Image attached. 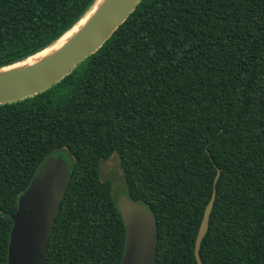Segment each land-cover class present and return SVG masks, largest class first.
Listing matches in <instances>:
<instances>
[{
    "label": "trees",
    "instance_id": "trees-1",
    "mask_svg": "<svg viewBox=\"0 0 264 264\" xmlns=\"http://www.w3.org/2000/svg\"><path fill=\"white\" fill-rule=\"evenodd\" d=\"M97 0H0V69L44 51ZM71 179L47 264H121L127 229L100 165L158 224L155 264H264V0H142L96 53L0 105V264L19 199L53 154ZM220 172L215 185L216 177Z\"/></svg>",
    "mask_w": 264,
    "mask_h": 264
},
{
    "label": "water",
    "instance_id": "water-1",
    "mask_svg": "<svg viewBox=\"0 0 264 264\" xmlns=\"http://www.w3.org/2000/svg\"><path fill=\"white\" fill-rule=\"evenodd\" d=\"M141 1L97 0L69 32L97 8L86 24L51 56L33 65L20 66L34 56L1 68L0 105L33 97L62 81L79 64L103 47ZM69 165L70 157L66 153L51 155L20 197L17 213L12 217L8 264H47L49 239L71 179ZM219 176L220 172L215 185ZM215 200L216 190L205 209L196 239L195 257L198 264H204L201 259V246L209 230ZM117 207L127 229L121 264H155L158 224L152 210L132 201L126 193L117 199Z\"/></svg>",
    "mask_w": 264,
    "mask_h": 264
},
{
    "label": "rangeland",
    "instance_id": "rangeland-1",
    "mask_svg": "<svg viewBox=\"0 0 264 264\" xmlns=\"http://www.w3.org/2000/svg\"><path fill=\"white\" fill-rule=\"evenodd\" d=\"M100 175L103 181H110L112 184V194L115 200L126 193V183L120 166V160L113 156L108 161H103L100 165Z\"/></svg>",
    "mask_w": 264,
    "mask_h": 264
},
{
    "label": "bare ground",
    "instance_id": "bare-ground-1",
    "mask_svg": "<svg viewBox=\"0 0 264 264\" xmlns=\"http://www.w3.org/2000/svg\"><path fill=\"white\" fill-rule=\"evenodd\" d=\"M97 8H94V10L88 15L86 16L81 22L80 24L75 27L71 32H69L68 34H66L62 39H60L57 43H55L52 47H50L49 49L43 51L42 53L30 58L29 60H27L26 62L22 63L20 66H28V65H33L36 64L40 61H43L44 59L48 58L49 56H51L54 52L58 51L61 47H63L67 41L74 35L76 34L81 27H83L86 22L90 19V17L94 14V12L96 11Z\"/></svg>",
    "mask_w": 264,
    "mask_h": 264
}]
</instances>
